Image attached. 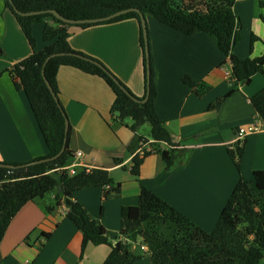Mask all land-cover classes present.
Listing matches in <instances>:
<instances>
[{
    "label": "crops",
    "instance_id": "obj_1",
    "mask_svg": "<svg viewBox=\"0 0 264 264\" xmlns=\"http://www.w3.org/2000/svg\"><path fill=\"white\" fill-rule=\"evenodd\" d=\"M261 1L264 0L236 3L242 38L234 52L241 58L259 57L264 52ZM146 19L154 58L155 107L174 141L186 149L183 159L169 171L162 154L153 152L144 158L138 176L131 172L132 155L127 147L135 134L131 123L112 115L115 94L103 78L72 66H61L57 77L59 99L70 121L67 144L73 154L67 166L80 162L84 167L104 168L115 183L121 184L119 197L111 195L104 199L102 187L85 188L75 195L92 217L101 220L114 244L120 239L121 208L139 203L142 186L153 190L204 230L212 231L240 178L254 182V173L264 170V130L246 136L241 170L229 154L237 129L258 120L251 98L264 88V74L254 75L246 85L233 83L227 73L232 71V64L213 36L205 32L185 33L150 15ZM43 28L44 23L33 25L38 50L47 45ZM70 33L74 50L100 60L136 96L146 95L136 19L87 28L72 24ZM252 34L258 37L253 51L250 50ZM32 52L16 16L6 7L5 0H0L2 163L28 164L48 153L23 84L12 75L14 66ZM185 75L197 83L206 82L210 90L199 97L183 82ZM229 91L232 93L213 107ZM140 132L150 137L151 130ZM164 150L168 151L166 147ZM79 151L80 159L76 156ZM117 158L123 162L117 163ZM55 203L56 191H51L22 207L0 245V264L104 263L111 247L88 244L83 252L82 232L67 217L65 206L48 211ZM141 241L133 243V251L138 247L147 249ZM144 253L150 257L148 250Z\"/></svg>",
    "mask_w": 264,
    "mask_h": 264
},
{
    "label": "trees",
    "instance_id": "obj_2",
    "mask_svg": "<svg viewBox=\"0 0 264 264\" xmlns=\"http://www.w3.org/2000/svg\"><path fill=\"white\" fill-rule=\"evenodd\" d=\"M237 1L199 0V3H195V0H185L184 3L180 0H13V4L23 12L56 10L69 19L98 18L122 9L138 8L160 23L185 33L205 32L213 36L219 50L232 64L229 80L238 85H246L254 75L264 74V52L254 58H241L234 52L236 44L242 38L241 21L235 12ZM5 4L16 16L33 49L29 57L14 66L12 75L21 79L48 150L44 157L36 160L58 154L65 141L66 117L63 111L66 110L64 106L63 109L59 106L43 76L47 58L59 53L62 55L53 56L45 65V76L58 97V71L61 66H72L103 78L115 94L111 107L112 115L119 120L133 119L131 129L135 136L127 150L132 155L131 172L134 175L140 174L144 158L153 152L162 154L167 171L183 159L186 149L174 141L155 107L157 90L151 43V79L147 89L145 41L137 12H130L105 22L77 25L87 28L130 18L138 21L146 83V95L142 98L136 96L100 60L71 47L72 24L57 19L49 12L22 16L14 11L9 0H5ZM260 4L264 7V1ZM49 19L55 23L51 24ZM262 20L264 22V14ZM35 23H44L43 39L47 45L41 50L36 49L33 34ZM256 40L258 37L252 34L251 51ZM183 82L199 97L210 90L209 84L197 83L189 75L183 77ZM122 87L139 99L148 94V100L145 103L138 102ZM231 93L232 91H229L219 98L213 107ZM251 102L256 114L264 122V88L251 98ZM145 124L151 125L150 137L140 133ZM141 143L152 145L154 151L140 156L138 150L142 147ZM164 147L168 151H165ZM243 153L244 144L241 141L229 148V154L239 170ZM72 154L67 144L62 155L52 161L29 166L25 165L27 163L13 164L15 168L0 167V245L10 223L24 205L56 191V203L49 206L48 211L65 206L67 217L82 232L83 252L88 244L109 245L111 252L103 264H138L140 258L132 250L133 243L138 239L147 246L152 264H264V170L254 173V182L240 178L212 231L204 230L153 190L142 186L139 203L124 205L121 208L120 239L114 244L108 238L107 229L101 220L92 217L76 200L75 195L85 188L102 187L104 199L111 195L119 197L122 193L121 184L115 183L109 171L104 168L82 166L76 174H71L65 166L68 165ZM115 161L121 164L123 159L117 158ZM58 186L62 187L61 192L58 191ZM162 250L168 251V254L164 255ZM159 259H162L161 263Z\"/></svg>",
    "mask_w": 264,
    "mask_h": 264
},
{
    "label": "water",
    "instance_id": "obj_3",
    "mask_svg": "<svg viewBox=\"0 0 264 264\" xmlns=\"http://www.w3.org/2000/svg\"><path fill=\"white\" fill-rule=\"evenodd\" d=\"M9 1L13 5L14 11L16 13L22 15V16L39 15V14H43V13L49 12V13L53 14L57 19H59V20H61L63 22L69 23V24L100 23V22L109 21L111 19H114V18H116L118 16H121V15H125V14L130 13V12H137L139 14V16H140L141 28L143 30V36H144V41H145V57H146V68H147V71H146L147 89L149 88L150 79H151L149 30H148V24H147L146 15L140 9L131 7V8L122 9V10L116 11V12L110 14V15L103 16V17H98V18L69 19V18H66L65 16L61 15L56 10L23 12V11H20L17 7H15V5L13 4V0H9ZM55 55H62V53L53 54V55H51V56H49L47 58V60H46V62L44 64V68H43V76H44V78L46 80V83H47L48 87L50 88L53 96L55 97L57 103L63 109L62 104H61V101H60L58 95L55 93V91H54L51 83L48 81V79L45 76V65ZM96 63H98V62H96ZM115 81L117 83H119V80L118 79H116ZM122 88H123V90L126 93H128L134 100H136L138 102L145 103L148 100V94H147V96L145 98L139 99V98L131 95L130 92L127 91V89H125L124 87H122ZM63 113H64V115L66 117V136H65L64 145H63L61 151L58 154H56V155H54L52 157H48V158H44V159H40V160H35V161L31 162V163L25 164L26 166L33 165V164H38V163H43V162H48V161H52L54 159H57L59 156H61L62 153L65 151V149L67 147V143H68V135H69V129H70V121H69L68 116L66 115V112L63 111ZM0 167L15 168L16 166L13 165V164L0 162ZM58 191H60V192L62 191V187L61 186H58Z\"/></svg>",
    "mask_w": 264,
    "mask_h": 264
},
{
    "label": "built area",
    "instance_id": "obj_4",
    "mask_svg": "<svg viewBox=\"0 0 264 264\" xmlns=\"http://www.w3.org/2000/svg\"><path fill=\"white\" fill-rule=\"evenodd\" d=\"M228 77L231 78V72H227ZM19 82H21V79L19 77H16ZM258 116V115H257ZM264 130V122L258 117V120L255 122H252L247 125H242L237 129V136L234 141V144L236 142L245 140L246 136L250 133L258 132ZM142 147L138 150L140 156H144L147 152H153L154 147L147 143H141ZM76 156L80 159L82 157V152H77ZM83 165L79 162L72 166H65V169H68L71 174H76L79 167H82ZM84 167V166H83ZM25 264H29V261H26Z\"/></svg>",
    "mask_w": 264,
    "mask_h": 264
},
{
    "label": "rangeland",
    "instance_id": "obj_5",
    "mask_svg": "<svg viewBox=\"0 0 264 264\" xmlns=\"http://www.w3.org/2000/svg\"><path fill=\"white\" fill-rule=\"evenodd\" d=\"M180 1H182V2H184L185 3V0H180ZM196 2L195 3H199V0H195ZM49 21L50 22H54L55 23V21H53L52 19H49ZM124 121H126V122H129V123H131V126L134 124V121H133V119H131V118H126V119H124ZM150 124H145V125H143L142 127H143V129L141 128V130L140 131H142L143 133L144 132H148L149 133V131L151 130L150 129ZM141 133V132H140ZM142 242V241H141ZM143 243V242H142ZM148 250V248L147 249H140L139 247H138V250H136V251H134L135 252V254L138 256V257H140V259H139V264H149L148 262H150V264H151V259H150V257H149V255H147V254H145L144 252H146ZM164 250H166V249H164ZM164 250H162L161 252L164 254V255H167L168 254V251H164ZM144 251V252H143ZM143 253V254H142ZM160 256H161V253H160ZM162 257V256H161ZM147 261V262H146ZM162 262V259H159V263H161Z\"/></svg>",
    "mask_w": 264,
    "mask_h": 264
}]
</instances>
